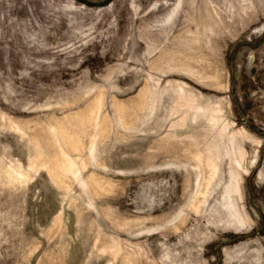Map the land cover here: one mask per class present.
<instances>
[{
	"label": "rangeland",
	"instance_id": "rangeland-1",
	"mask_svg": "<svg viewBox=\"0 0 264 264\" xmlns=\"http://www.w3.org/2000/svg\"><path fill=\"white\" fill-rule=\"evenodd\" d=\"M0 264H264V0H0Z\"/></svg>",
	"mask_w": 264,
	"mask_h": 264
}]
</instances>
